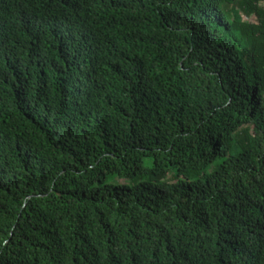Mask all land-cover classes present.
I'll return each mask as SVG.
<instances>
[{"label": "trees", "instance_id": "obj_1", "mask_svg": "<svg viewBox=\"0 0 264 264\" xmlns=\"http://www.w3.org/2000/svg\"><path fill=\"white\" fill-rule=\"evenodd\" d=\"M0 264H264V0H0Z\"/></svg>", "mask_w": 264, "mask_h": 264}]
</instances>
